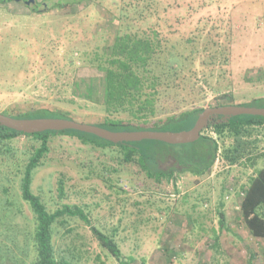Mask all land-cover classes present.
Returning <instances> with one entry per match:
<instances>
[{"label": "rangeland", "instance_id": "obj_1", "mask_svg": "<svg viewBox=\"0 0 264 264\" xmlns=\"http://www.w3.org/2000/svg\"><path fill=\"white\" fill-rule=\"evenodd\" d=\"M35 1L0 0L4 113L47 109L94 124L111 118L154 126L188 110L264 97V0ZM119 29L146 34L159 45L150 69H161L170 53L179 56L180 72L161 85L154 114L105 110L107 58ZM202 133L217 137L220 145L211 170L198 176L181 169L160 181L138 156L125 160L118 145L52 135L32 189L51 211L65 204L82 208L91 224L116 240L130 264H264V236L250 233L241 212L244 189L264 167V125L247 126L237 135L219 136L210 126ZM40 144L35 136L20 135L0 156V188L8 187L17 201L24 165ZM236 145L244 152L230 163L222 151ZM259 210L264 214V206ZM61 219L54 227L58 258L119 264L83 219ZM17 251L9 263L33 264L28 253Z\"/></svg>", "mask_w": 264, "mask_h": 264}, {"label": "trees", "instance_id": "obj_2", "mask_svg": "<svg viewBox=\"0 0 264 264\" xmlns=\"http://www.w3.org/2000/svg\"><path fill=\"white\" fill-rule=\"evenodd\" d=\"M63 1L66 4L81 2V0H61L59 5H62ZM156 47L159 49V45L146 34L141 35L119 29L107 58L103 102L107 112L128 111L134 116L139 114L147 116L148 113H155L154 106L161 85L168 84L169 80L178 76L181 68V62L178 61L179 56L170 53L173 57L166 59L161 69H150L149 66L158 58L155 57V55L157 56ZM163 52L164 50L159 54ZM241 104L264 107V97ZM203 109L197 108L182 112L178 116L168 118L162 125L139 126L121 119L111 118H105L95 124L115 131L138 129L179 131L193 127L198 114ZM12 116L72 119V117L47 109ZM211 121L208 126L212 127L217 135L221 136L227 131L237 135L243 133L247 126L264 125V115L242 114L229 119H224L219 115L213 117ZM56 134L76 136L83 143L97 146L118 145L124 149L125 160L130 161L138 156L142 167L147 169L148 174L158 181L163 177L172 178L181 169L188 170L198 176L208 173L214 165L220 149L217 137L205 133H202L196 141L185 144H170L154 139L114 143L93 133L75 129L24 133L0 124V156L6 154L7 150L9 152L8 143L17 136L29 135L41 140L40 146L29 156L23 168L19 186L21 201L15 200L9 194L8 187L2 190L0 188V237H3L0 239V264H13L9 263V260L17 258V250L28 253L33 259V264H72L65 258H58L54 246V227L64 215L78 216L83 219L90 225L91 231L100 244L115 257L119 264H130L131 258L123 254L116 240L91 224L82 208L65 204L62 208L51 211L41 197L33 191L34 172L49 151V138ZM243 152V149L236 145L233 148H225L222 155L230 163H236L240 160ZM169 156L173 157L177 164L172 165L167 171L161 161H167ZM24 203L29 205L31 214L26 213V209L24 210ZM262 206H264V167L260 168L251 178L249 185L244 189L241 202V212L246 227L252 235L257 237L264 236V214L259 210ZM220 217V222L223 225L224 212L220 211ZM24 227L27 229L24 232L25 237L21 239V231ZM214 240L217 243L219 236L216 235Z\"/></svg>", "mask_w": 264, "mask_h": 264}, {"label": "water", "instance_id": "obj_3", "mask_svg": "<svg viewBox=\"0 0 264 264\" xmlns=\"http://www.w3.org/2000/svg\"><path fill=\"white\" fill-rule=\"evenodd\" d=\"M27 4L36 3L35 0H27ZM242 114L264 115V107L247 106L243 104H227L204 108L190 129L173 130H111L97 124L82 122L65 117H30L19 118L0 111V124L24 133L42 132L45 130L75 129L93 133L101 138L114 143L141 141L144 139L160 140L170 144H185L196 141L202 135L213 117L222 116L229 119Z\"/></svg>", "mask_w": 264, "mask_h": 264}, {"label": "flooded vegetation", "instance_id": "obj_4", "mask_svg": "<svg viewBox=\"0 0 264 264\" xmlns=\"http://www.w3.org/2000/svg\"><path fill=\"white\" fill-rule=\"evenodd\" d=\"M17 1H20V0H17ZM23 1L26 3L27 0H23ZM34 4L37 5V3H34ZM161 163H162L163 167L165 168V170H167V171L171 168L172 165L177 164L175 159L173 157H170V156L168 157L167 161H163V162L161 161Z\"/></svg>", "mask_w": 264, "mask_h": 264}]
</instances>
